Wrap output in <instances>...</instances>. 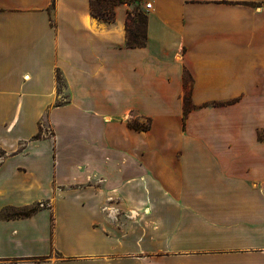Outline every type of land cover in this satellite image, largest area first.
I'll return each instance as SVG.
<instances>
[{"label": "crops", "instance_id": "0c3cea01", "mask_svg": "<svg viewBox=\"0 0 264 264\" xmlns=\"http://www.w3.org/2000/svg\"><path fill=\"white\" fill-rule=\"evenodd\" d=\"M91 1L0 0V264H264V0Z\"/></svg>", "mask_w": 264, "mask_h": 264}, {"label": "trees", "instance_id": "16d2710c", "mask_svg": "<svg viewBox=\"0 0 264 264\" xmlns=\"http://www.w3.org/2000/svg\"><path fill=\"white\" fill-rule=\"evenodd\" d=\"M126 2V0H93L90 2V9L92 15L104 20H112L114 16V6L120 3ZM143 24L144 18L140 15L137 18V23L134 25L132 30L129 32V36L127 39V46L135 47V46H142L143 45ZM59 80V76H58ZM185 115V113H184ZM148 120V119H147ZM131 127L140 131H147L149 129V120L147 126H142L139 121H134L130 124ZM39 137V134H38ZM39 208V205L33 206L32 208H28L26 211L19 210L13 211V217H24L31 215Z\"/></svg>", "mask_w": 264, "mask_h": 264}, {"label": "built area", "instance_id": "2783aa9c", "mask_svg": "<svg viewBox=\"0 0 264 264\" xmlns=\"http://www.w3.org/2000/svg\"><path fill=\"white\" fill-rule=\"evenodd\" d=\"M141 9L149 11L153 7L154 0H133ZM39 207H43V204H39Z\"/></svg>", "mask_w": 264, "mask_h": 264}, {"label": "rangeland", "instance_id": "374dc122", "mask_svg": "<svg viewBox=\"0 0 264 264\" xmlns=\"http://www.w3.org/2000/svg\"><path fill=\"white\" fill-rule=\"evenodd\" d=\"M132 4H133V8L135 11H141L142 10L141 7L139 5H137L134 1H132ZM140 124L145 127L148 125V120L147 119H141ZM1 154L2 153L0 152V156H1Z\"/></svg>", "mask_w": 264, "mask_h": 264}]
</instances>
